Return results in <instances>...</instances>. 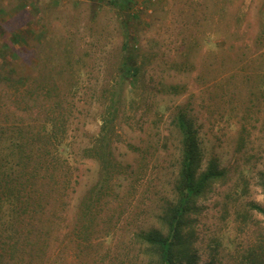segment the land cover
Masks as SVG:
<instances>
[{
  "label": "rangeland",
  "instance_id": "obj_1",
  "mask_svg": "<svg viewBox=\"0 0 264 264\" xmlns=\"http://www.w3.org/2000/svg\"><path fill=\"white\" fill-rule=\"evenodd\" d=\"M126 35L140 66L132 85L121 72ZM113 98L116 168L105 172L83 147ZM55 100L74 164L63 162L64 196L48 205L41 226L51 234L32 264L149 262L134 233L158 227L172 198L181 111L199 129L201 167L226 169L196 199L197 264L249 263L264 246V215L253 208L264 209V0H0V123L39 126ZM93 190L107 204L86 236L76 220ZM26 244L17 264H29Z\"/></svg>",
  "mask_w": 264,
  "mask_h": 264
},
{
  "label": "trees",
  "instance_id": "obj_2",
  "mask_svg": "<svg viewBox=\"0 0 264 264\" xmlns=\"http://www.w3.org/2000/svg\"><path fill=\"white\" fill-rule=\"evenodd\" d=\"M128 39L129 36L124 42L125 55L121 72L126 81L132 79V85L136 82L140 66L135 59L136 52L128 46ZM52 102L54 106L49 105L47 117L41 119L39 126H31L20 118L0 123V264H17V254L26 243L31 247L28 263L32 264L34 257H39V252L45 243L47 245L51 234L41 226V222H45L49 213L48 205L54 199L59 200L64 196L60 190L64 180L61 172L64 171L63 166L72 168L74 164V143L67 137V118L62 112L61 100ZM117 102L112 99L109 114L104 115L100 132L83 147L84 158L100 161L105 172H111V167L114 170L116 168L112 136L116 134L114 124L118 118ZM174 123L180 131L182 148L172 198L158 213V227L151 224L150 228H142L134 233L136 244L144 248L149 260L147 264H197L192 248L194 235L191 227L195 220L192 214L196 210V199L213 181L222 179L226 174V169L221 168L217 160L210 161L205 168L201 167L203 152L199 129L194 128V122L187 118L185 111L178 113ZM54 154L57 157H52ZM261 177L264 188V172ZM65 178L71 180L69 176ZM106 185L101 186L102 197L109 194L111 187L109 183L108 187ZM94 192L86 198L85 208L81 209L76 220L77 223L83 218L86 236L93 235L94 230L98 229L95 227L97 219H100L96 213L97 207L100 213L107 204V199L103 200L101 195L93 198ZM253 208L264 215L261 206L253 204ZM54 214L53 220L50 217V223L56 222L57 214ZM71 232L78 236L81 230L74 227ZM243 263L264 264V246L250 253L249 263Z\"/></svg>",
  "mask_w": 264,
  "mask_h": 264
}]
</instances>
